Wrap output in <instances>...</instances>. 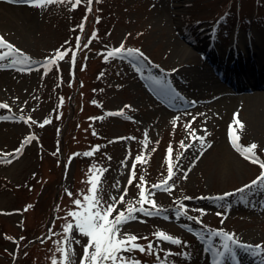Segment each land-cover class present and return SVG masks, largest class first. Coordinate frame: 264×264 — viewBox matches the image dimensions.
I'll return each instance as SVG.
<instances>
[{
    "label": "rangeland",
    "instance_id": "1",
    "mask_svg": "<svg viewBox=\"0 0 264 264\" xmlns=\"http://www.w3.org/2000/svg\"><path fill=\"white\" fill-rule=\"evenodd\" d=\"M17 2L13 4L31 6L26 1ZM173 2L177 6L172 7L170 24L164 20L161 26L158 0H93L90 14L86 0H82L75 10L71 3L35 7L29 30L22 37L0 31V36L30 57L31 63L37 62L13 67L6 60L0 66V72L7 73L0 86V104L10 109L0 108V264H52L53 257L61 259L57 242L65 239L64 225L74 224L68 213L76 210L73 201L88 193L89 171L94 165L107 169L100 185L105 205L112 203L111 197L119 200L127 188L124 203L117 205L113 217L129 202L139 200L137 184L144 177L145 190L154 192L151 198L160 215L137 212V219L125 224L121 235L140 237L137 242L145 246L151 242L167 264H216L209 248L223 251L222 237L211 236L210 230L234 234L245 245H264V189L238 191L256 180L262 169L233 147L229 128L234 119L242 122V131L235 126L239 144L245 148L258 145L255 151L261 160L264 131L246 124V105L240 93L247 90H237L232 81L224 79L225 74L241 81L259 78V70L236 73L226 68L214 72L231 96L238 95L230 113L215 123L206 119V106L219 93L176 79V65L169 61L170 40L175 38L213 70L214 61L229 62L232 44L243 48L245 38L255 36L258 54L254 63L258 68L259 56H264V0ZM86 15L81 32L78 25ZM93 33L96 38H92ZM122 44L143 57L106 58ZM208 44L216 53L212 62ZM66 49L72 51L46 70L47 59ZM201 92L207 96L201 97ZM121 111L124 116L109 115ZM29 117L36 123H26ZM45 119L51 122L41 127ZM189 122L191 127L186 129ZM193 130L195 136L205 138L203 145L190 135ZM33 135L36 139L25 143ZM181 142L192 146L185 149ZM96 146L99 150L94 155H83ZM17 149L21 151L17 153ZM138 155L147 162H137ZM169 162L174 165L175 176L169 181L174 187L170 192L152 188L167 178ZM133 163L136 177L129 186ZM178 211L187 214L178 215ZM161 231L179 238L182 244L158 240L154 233ZM69 236L75 252L72 260L80 264L88 238L75 230ZM233 248L236 259L226 255L223 264H264V254ZM129 255L141 264H158L156 255L139 251Z\"/></svg>",
    "mask_w": 264,
    "mask_h": 264
},
{
    "label": "snow or ice",
    "instance_id": "2",
    "mask_svg": "<svg viewBox=\"0 0 264 264\" xmlns=\"http://www.w3.org/2000/svg\"><path fill=\"white\" fill-rule=\"evenodd\" d=\"M33 7L45 8L49 4L52 3H71L72 9L75 10L76 7L80 6L82 0H26ZM93 0H86V12L91 13ZM97 22L98 18H97ZM87 23V15L83 18L78 28L81 32L84 31L85 24ZM96 38V34L93 33V37ZM79 40V37L77 38ZM90 42V41H89ZM87 45H85L86 47ZM76 48L79 49V43L76 45ZM72 51L71 49H66L64 51L57 50L54 57L47 59L45 68L46 70H50L48 66L55 65L58 63L59 60H63L68 53ZM127 55L129 57L139 55L143 57V53H140L138 50L135 49H125L123 44L116 49L109 51L106 54L107 57H123ZM9 61L11 66L15 67L17 65H23L26 63H30V57H27L23 54L19 49H17L14 45L7 42L2 36H0V66H2V62ZM72 61L75 62V52L72 55ZM24 70V69H20ZM63 103V99L61 98V105ZM194 103V102H193ZM130 107V106H126ZM0 108L9 109V105L7 104H0ZM10 110V109H9ZM109 115H120L124 116V113L121 111L119 113H109ZM0 119H3L0 117ZM23 120V117L18 118ZM130 119V117H129ZM179 117L176 118L178 120ZM195 117H193V120ZM26 123H36L32 121L29 117L28 120L25 121ZM51 121L45 119L43 123L40 124L41 127L50 123ZM235 126H238L239 130L242 131L244 125L238 119H234L233 125H230L229 128V137L233 147L241 153L253 164H258L262 169L260 175L257 177L256 180L252 181L251 184L245 185L244 188L239 189L238 191L243 193L246 190H251L253 187L262 188L264 189V160H261L260 157L256 154V149L258 145L255 143L251 144L247 148L241 146L239 144L240 136L238 135ZM191 127V122L185 125L186 129ZM195 130H193L190 135L193 136L195 140H198L201 145L204 144V137L203 136H195ZM147 132H145V140L143 143L145 146L148 143L147 140ZM36 139L35 136H29L26 138L25 143H30L32 140ZM122 139H134V138H122ZM181 146L185 149L191 147L192 145H184L181 142ZM209 147L211 145H208ZM99 150V146H96L92 151L83 153V155L91 156L94 155L96 151ZM21 149H17V153H19ZM172 148L169 146L168 149V156L171 157ZM11 155V154H7ZM79 155V154H77ZM110 159V157H109ZM135 160L137 162H141L142 160L146 163V159L142 157V155L136 156ZM4 162H11V161H4ZM126 163V162H122ZM174 165L169 162L168 164V176L167 178L159 183L152 185V188L170 192L174 187V184H170L169 181L173 180L175 176V172L173 170ZM136 163L132 165L131 175L128 181V185L132 184V181L136 177ZM107 169L100 168L97 169L94 165L92 169L89 171V180L87 183L90 185L88 189V193L83 195L81 199H75L73 203L77 206L76 210L70 211L68 215L74 219V224L69 222L64 225V233L65 239L61 242H57V251L61 253V259L57 260L56 257L52 258V264H74L72 260V256L75 255L74 250L71 248L72 238L69 236L73 230L78 231L82 236L88 238V243L83 249V255L80 260V264H141V261L137 259H133L131 253L134 252H141L150 255H156L158 264H167L166 259L162 260L157 250L153 247V244L149 242L146 246L139 244L137 241L140 240V237H137L132 234L124 233L121 235L122 228L125 224L129 223L132 220L137 219L136 213H143L148 216L152 215H160L161 210L156 205L154 199L151 197L154 196V192L145 190V183L144 177H140V183L137 184V188L140 189L139 191V200L129 202L126 209L119 211L114 217L112 213L116 210L117 205L119 203H124V197L127 195V188L124 189L123 194L120 195L119 200L116 197H111L112 203H108L105 205L103 203V198L100 195L102 188H101V181H102V174L106 172ZM94 177V178H93ZM186 179V176L184 177ZM119 182H117L118 187ZM71 196L72 194L69 193ZM226 195H232L228 193ZM190 199V198H186ZM218 199H223V197H219ZM135 204H139V207H135ZM145 204L149 205V207H145ZM180 208L183 209V205H180ZM201 213H203V209H199ZM186 211L179 212L178 215H186ZM219 215V213H218ZM167 218V217H165ZM189 219H194L193 217H189ZM211 236L214 237H222V249L223 251L216 249L213 250L211 247L209 251L213 252V255L216 257V264H223L226 255H231L232 259H236V252L233 248V245L236 247L242 248L245 251H253L256 250L261 254H264V245H245L240 243L234 236V234H229L225 231H211ZM158 240H163L171 244L181 245L182 241L179 238L173 237L169 234L164 232H157L154 233ZM142 239L147 240V237H143ZM75 243H79V241H75ZM172 255L171 253H166V256ZM187 256V254H185Z\"/></svg>",
    "mask_w": 264,
    "mask_h": 264
},
{
    "label": "bare ground",
    "instance_id": "3",
    "mask_svg": "<svg viewBox=\"0 0 264 264\" xmlns=\"http://www.w3.org/2000/svg\"><path fill=\"white\" fill-rule=\"evenodd\" d=\"M175 0H158V20L160 26L164 24V20L170 24V18L173 16L172 7L177 6L173 2ZM35 9L33 6L27 5H14L8 0H0V31L8 34L9 36L22 37L23 33H27L29 30V23L33 19L32 12ZM165 26V25H164ZM239 36L240 40H243ZM246 42L242 43L241 48L237 43L232 44L228 50V60L226 64H215L213 62L214 69L211 70L207 67V64L196 57V54L185 46L181 41L177 39L170 40V46L172 48L170 63L176 65L174 76L176 79H182L187 85H205L211 90L218 92L219 94L212 100L208 107V114L206 119L210 122L219 123L223 120L235 106V96L226 85H224L218 77L215 76V71L223 72L228 68L236 73L247 70L249 72H255L259 70L260 79L264 78V56H259V67L255 65L254 61L257 57V44L255 42V36L245 38ZM207 46L209 61L216 56L214 50ZM210 49V50H209ZM233 61H235L233 63ZM245 72V71H244ZM7 73L0 72V86L4 83ZM251 77V76H250ZM253 79H247L246 81L235 80L225 74L224 79L228 82L232 81V85H236L237 90H247V92L240 93L243 97V104L246 105L245 113L246 124L251 129H260L264 131V90L249 89L250 86H259L258 78L251 77ZM259 79V80H260ZM236 82V83H235ZM248 83V84H247ZM203 90H206L205 88ZM249 91V92H248ZM201 97H206L205 92H201ZM238 106V105H237ZM240 107V105L238 106ZM232 116V115H231ZM221 119V120H220ZM191 150H187V154H190ZM186 154V155H187Z\"/></svg>",
    "mask_w": 264,
    "mask_h": 264
}]
</instances>
